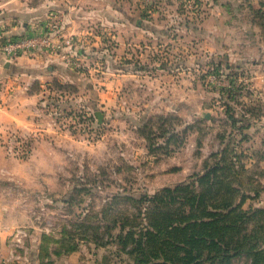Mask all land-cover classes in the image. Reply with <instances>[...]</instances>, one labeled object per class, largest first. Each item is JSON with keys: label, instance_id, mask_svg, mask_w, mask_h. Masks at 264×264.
I'll use <instances>...</instances> for the list:
<instances>
[{"label": "rangeland", "instance_id": "rangeland-1", "mask_svg": "<svg viewBox=\"0 0 264 264\" xmlns=\"http://www.w3.org/2000/svg\"><path fill=\"white\" fill-rule=\"evenodd\" d=\"M63 4V16L70 12L74 19L57 18V30L70 25L75 33L90 35L94 46L89 50L97 52L94 61L101 64L106 56L107 51L98 53V49L116 53L126 49L130 55L121 60H129V69L134 70L141 49V66L154 62L161 67L146 69L153 73L147 74L145 83L158 97L148 99V94L141 93L153 121L167 115L176 129L193 130L196 136L211 133L207 149H198L207 163L218 157L209 156L217 141L216 150L227 149L226 160L234 166L220 171L224 179L213 193L216 189L219 197L235 203L239 195L243 199L238 227L225 229L220 243L229 255L221 264H253L255 256L241 253V247L264 246V0H64ZM229 115H243L245 121L236 125L244 127L233 126ZM91 162L82 168L79 183L88 191L79 190L80 186L68 197L49 195L35 200L23 196L31 205L32 222L10 231L7 264H23L33 256L34 264H66L61 261L66 254L78 255L72 264H136L140 251L132 250L136 247L133 237L145 233L150 220H161L165 207H178L180 198L154 208L147 197L112 196L123 191L138 195L156 183L171 181L144 179L145 171H154L149 164H124L122 172L112 174L105 164ZM203 164L196 162L194 171ZM100 166L105 167L99 169L102 173L97 172ZM205 190L210 208L218 198ZM104 207L108 211L102 213ZM18 229L25 234H18ZM125 232L130 235L118 242L115 234ZM61 237L68 238L69 244L59 246ZM175 239L181 241L182 236ZM41 244L40 252L50 253L42 261L37 256ZM71 246L74 249L63 254L62 249ZM54 250L60 254H53ZM144 250L146 258L154 259L150 243H145ZM202 251L204 257L207 249ZM183 254L181 249L169 251L168 263L186 264L188 257L181 258ZM202 264L218 261L208 258ZM258 264H264V256Z\"/></svg>", "mask_w": 264, "mask_h": 264}, {"label": "crops", "instance_id": "crops-1", "mask_svg": "<svg viewBox=\"0 0 264 264\" xmlns=\"http://www.w3.org/2000/svg\"><path fill=\"white\" fill-rule=\"evenodd\" d=\"M63 3L64 0H0V31L7 36L43 33L50 20L72 21L70 12L63 16ZM64 27L52 39L59 45L56 49L39 50L10 61L0 54V264H7L10 231L32 222L31 205L23 196L35 200L49 195L70 196L81 186L82 168L91 160L105 164L112 174L122 172L124 164H149L154 173L145 171L144 179L171 181L149 186L148 193H153L196 172L194 164L203 162L206 156L198 149H207L211 138V133L196 136L188 130L182 144L176 145L171 139L162 146L163 151L152 149L138 124L149 118L141 93L148 94V99L158 97L156 90L145 83L147 74L153 73L146 69L161 67L154 62L149 67L141 66V49L134 70L129 69V60H121L130 55L126 49L121 54L114 49L96 50L107 51L99 64L93 56L97 52L89 50L94 46L91 36L75 33L70 25ZM71 58L80 63L78 68L66 64ZM52 82L72 86L73 92L61 95L64 105L71 107L75 100L84 101L94 115L97 110L102 112V121L95 116L97 125L92 123L98 136L88 134L79 124L57 128L51 115L38 108L50 95L47 84ZM218 144L213 145V151ZM105 167H98L97 172ZM25 260L23 264L36 262L35 256ZM77 260L78 255L73 254L61 257L66 264Z\"/></svg>", "mask_w": 264, "mask_h": 264}, {"label": "trees", "instance_id": "trees-1", "mask_svg": "<svg viewBox=\"0 0 264 264\" xmlns=\"http://www.w3.org/2000/svg\"><path fill=\"white\" fill-rule=\"evenodd\" d=\"M47 89L52 91L53 89L61 91L62 94L73 92L72 86L70 84H59L57 82H52L47 84ZM62 102V101H61ZM59 105L68 109L70 105L63 103ZM74 105L78 108L88 107V104L84 101H73ZM89 108V107H88ZM90 109V108H89ZM230 119L232 118V125L237 129H242L243 125H236L237 122L245 121L244 116L241 115L240 118H234L229 115ZM90 121L96 124L95 115L93 111H90ZM141 122V121H140ZM241 123V124H242ZM142 128L145 136L149 141V145L152 149H160L163 151V145H165L169 140L172 139L173 143L180 145L184 141L186 131L183 129H176L175 125H172V121L169 120L167 115H160L157 122L153 121L150 117L147 118L142 123H138ZM235 124V125H234ZM94 125V126H95ZM239 132V131H238ZM240 134H244L241 133ZM241 136V135H240ZM221 137V136H219ZM244 137V136H243ZM222 140V139H221ZM156 142V145H154ZM199 141L197 144L199 145ZM227 149L223 146H220L219 150L211 152L209 156H218L214 162L207 163V160L203 161V167L201 170L193 172L186 179L174 183L172 185L162 186L153 193L143 192L138 195L130 192H117L112 196L124 195L125 197H147L151 206L154 208H159L160 205L164 206L172 203L176 197L178 199V207H165L161 214L162 218L159 221L150 220L149 228L142 233L139 237H133L136 247L132 250L140 251V255H135L136 264H142L147 261L146 264H169L168 259L171 260V257L168 255L169 251H174L181 249L184 251V254L181 256L186 260V264H202L203 259H212L217 260L218 264H221L226 258L228 253L224 247L220 245L223 237L226 235L225 229H236L238 227V221L241 217V209L239 203L243 199V195H239L237 199L238 203H235V200H224L222 197L218 196V190L215 189L213 193V188L224 177L221 175L220 171L233 167L234 162L226 160ZM208 164V165H207ZM201 186V187H200ZM200 187V189H198ZM231 190L237 191L232 185H229ZM228 187V188H229ZM85 185H83L82 191L85 190ZM209 189L212 193V197L218 198V201H215L213 205L209 208L206 198V190ZM181 191H184L181 194H177ZM102 213L107 212V207L102 209ZM257 211V210H256ZM130 233L125 232L124 234L118 233L115 234L116 240L122 241L123 238L128 237ZM176 235L182 236L181 241L175 239ZM68 238L61 237L57 239L59 246H65L68 243ZM243 245L245 244L242 240H239ZM151 244L152 253L154 259L146 258L144 245ZM168 246V247H166ZM203 248H206L207 251L203 254ZM244 248L241 251L245 252L248 255L255 256V259H251L253 264H258L261 257L264 256V246L259 244H251ZM74 249V246L66 247L62 249L63 254ZM43 250V245L39 247L37 256L40 261L44 260L49 256V252H40ZM215 251V255L211 252ZM53 254H60V250H54Z\"/></svg>", "mask_w": 264, "mask_h": 264}, {"label": "built area", "instance_id": "built-area-1", "mask_svg": "<svg viewBox=\"0 0 264 264\" xmlns=\"http://www.w3.org/2000/svg\"><path fill=\"white\" fill-rule=\"evenodd\" d=\"M46 30L43 33L38 32H30V33H23L20 35H3L0 31V54L6 60H14L20 55H30L34 54L39 50H49V49H56L59 47L58 44L53 42V37L57 34V24L54 21H49L46 24ZM69 41L67 40L66 43ZM76 56V52L73 53V57ZM72 57V58H73ZM66 60V64L70 65L71 67L78 68L80 63L77 61L76 58ZM62 92L53 89L50 91V95L45 97L41 105L38 107L41 110L46 111L51 115L52 123L55 127L60 128L68 123H72L73 125L79 124L88 134L95 136L98 132L94 129V125L90 121V109L88 107L78 108L75 106L69 107L68 109L62 108L59 103L61 100ZM78 120H74V119ZM18 234L21 235L25 234V231L22 229H18ZM20 238H17L19 241ZM18 244V243H13Z\"/></svg>", "mask_w": 264, "mask_h": 264}, {"label": "water", "instance_id": "water-1", "mask_svg": "<svg viewBox=\"0 0 264 264\" xmlns=\"http://www.w3.org/2000/svg\"><path fill=\"white\" fill-rule=\"evenodd\" d=\"M95 116L97 117L98 121L101 122L102 121V112L97 110L95 112Z\"/></svg>", "mask_w": 264, "mask_h": 264}]
</instances>
